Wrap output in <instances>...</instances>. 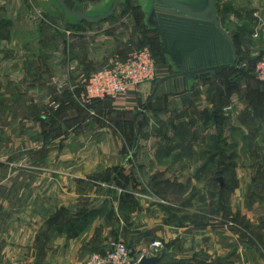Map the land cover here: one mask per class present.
<instances>
[{
    "label": "rangeland",
    "instance_id": "374dc122",
    "mask_svg": "<svg viewBox=\"0 0 264 264\" xmlns=\"http://www.w3.org/2000/svg\"><path fill=\"white\" fill-rule=\"evenodd\" d=\"M81 1L96 3L101 0ZM38 6L29 0H0V37H7L10 30L17 31L15 26L29 28L34 23L54 32L66 29L61 20L43 10L38 16ZM217 9L220 23L233 38L237 49L236 68L224 71L213 81H199L194 86L202 84V89L198 87L203 92L202 101L205 97H221L224 94L221 84L226 86V90L229 89L226 94L230 98L222 104L221 110L227 113L240 107L238 112L241 113L240 121L247 128L245 133L252 134L250 140L243 142L240 154L236 151L240 141V134H237L232 147L235 151H229L233 160L228 167L219 164L228 145H219L220 138L216 132L208 140L209 146L213 145L208 152L206 142L201 145L202 137L199 136L204 135V128L213 123L212 120H196L192 116L193 100L200 101L201 95L192 94L191 90L186 91L181 86L173 87L171 83L168 88L161 86L166 91L159 98L158 93L153 96L159 100L156 106L151 107L150 102L148 107L143 108L154 82L160 78L158 75L170 74L171 68L160 53L159 40L145 30L138 1H126L106 22L84 27L99 32L101 26L107 25L106 32L115 36L118 43L113 45L109 58L124 56L133 49L146 46L157 67L156 79L143 83H148V90L142 93L143 100L140 99L135 107L137 114L133 122L131 110L114 106L112 102L109 108L104 106L102 109L94 102L85 105L73 88L71 96L85 109L88 118L81 114L79 119L65 120L70 130L67 140L71 135L90 133L84 142H93L95 148L93 151L86 149L84 161L91 171L83 175L80 170L66 171L82 177L70 178L68 183H63V180L49 183L45 179H38L32 190L51 191L52 195L41 200L33 197L22 201L28 205L47 203L56 211L55 223L75 216L79 217L82 226L92 218L101 216L104 222L100 227L107 234L104 249L90 252L86 264L92 253L104 252L114 241L126 244L135 257L143 249L152 250L151 253L157 254L154 256L162 257L164 245L161 235L165 228L200 230L205 226L224 227L229 229L230 237L238 235L249 240L246 246L249 254L254 249L253 241L264 239V137L258 138L254 134L259 132V126L251 123V119L257 118L258 121L264 113V81L255 74V66L264 53V0H217ZM42 16H46L48 21L43 20ZM63 88L56 87V93L62 92ZM115 99L100 100L109 102ZM21 105L13 103L6 106L0 102V121L5 115V108L13 113L20 110ZM46 105L49 112L57 111L60 107L54 97H49ZM228 106L230 109L225 110ZM95 108H99L100 115H95ZM210 113L212 111H208ZM44 114L46 112L43 110ZM39 123L43 125L40 129L44 140L46 135H53L45 131L43 118L39 117ZM260 128H264V125L261 124ZM135 138L137 145L132 151ZM73 142L79 144L82 151L79 143L82 141ZM43 149L38 152L39 165L46 158ZM215 157L217 160L213 161ZM242 162L246 164L242 165ZM15 164L22 168L24 162L16 160ZM35 172L37 175L56 174L41 169ZM2 173L8 175L4 169H1ZM17 173L28 174L21 170ZM112 177L113 182L109 186ZM30 187V182H22L20 189L27 192ZM10 190H14V186ZM58 192L65 197L59 198ZM10 200L18 202L14 198ZM15 206L21 207L19 204ZM66 209L70 216L64 214L63 210ZM155 243L159 245L151 248Z\"/></svg>",
    "mask_w": 264,
    "mask_h": 264
},
{
    "label": "crops",
    "instance_id": "0c3cea01",
    "mask_svg": "<svg viewBox=\"0 0 264 264\" xmlns=\"http://www.w3.org/2000/svg\"><path fill=\"white\" fill-rule=\"evenodd\" d=\"M30 1L37 3L35 0ZM33 25L29 28L24 25L15 26L17 31L10 30L7 37H0V102L6 106L13 103L22 104L20 110L17 109L13 113L5 108V115L0 121V264H86L90 252L104 249L107 234L101 230L100 226L104 222L101 216L92 218L87 225H83V230L76 237H70L68 232L80 225L79 217L72 216L55 223L56 211L48 207L47 203L28 205L22 201L33 197L41 200L52 195L51 191L32 190L38 179H45L49 183L59 180L68 183L70 178L82 177L66 171L80 170L82 175L91 171L84 161L86 149L93 151L95 148L93 142H84L90 133L71 135L67 140L70 130L67 122H64L72 118L79 119L81 114L88 118L85 109L71 96V90L74 88L78 91L82 78L103 65L109 58L113 45L117 43V38L106 32V24L101 26L99 32L84 27H64L74 31L73 34H66L65 29L63 32H54L50 28L35 23ZM167 73L158 77L166 76ZM59 86L64 88L57 94L56 87ZM138 86L113 101L95 100L94 105L102 109L113 104L134 113L140 99L143 100L142 93L148 90V83ZM201 86L202 84L193 86L190 89L192 94H203ZM221 88L224 94L221 95L223 99L217 97L219 102H216V97H205L202 101L203 95L200 96V101L192 99V116L196 120L205 118L207 121H213L204 128V135L199 136L202 137L201 145L206 142L205 149L208 152V149L213 147L209 146L208 140L216 132L220 138L219 145H228L219 164L228 167L233 160L229 151H235L232 147L237 134H240L236 150L239 154L243 142L250 140L252 134L245 133L247 128L240 121L241 113L238 112L240 107L227 113L221 110L222 104L230 98L226 94L229 89L226 90L227 87L223 84ZM165 91L161 88L157 92L158 98ZM49 97H54L59 102L57 111L47 110ZM147 100L143 108L148 107L145 105ZM151 100L148 103L149 105L151 102V107L156 106L159 101L157 98ZM99 108H95V115H100ZM43 110L46 112L44 115ZM208 111L212 113L208 114ZM39 117L44 119L45 131L53 134L46 135L45 140L42 137L40 126L43 125L39 123ZM132 119L133 122V116ZM251 120V123L259 126V132L254 134L258 138L264 137V128H260L261 124L264 125V113L258 121L257 118ZM71 138L76 142L82 141L79 142L82 151L80 145L74 143ZM195 141L199 142L198 139ZM42 149L46 152V158L39 165L38 152ZM236 153L235 156L238 157ZM215 159L216 157L213 161ZM16 160L24 162L22 168L16 167ZM245 164L242 162V165ZM1 169L6 170L8 175H1ZM18 169L28 174L21 175L17 173ZM38 169L56 174L37 175L35 171ZM22 182H30L29 191L20 189ZM12 186L14 190L11 191ZM58 197L65 196L58 192ZM10 198L18 202H13ZM17 204L21 207L15 206ZM63 211L65 215L70 216L68 209ZM218 227L220 226H205L200 230L188 227L179 230L165 228L163 234H160L164 255L158 264H264V239L254 240V249L249 254L246 249L249 240L238 235L230 237L229 229Z\"/></svg>",
    "mask_w": 264,
    "mask_h": 264
},
{
    "label": "water",
    "instance_id": "95a60500",
    "mask_svg": "<svg viewBox=\"0 0 264 264\" xmlns=\"http://www.w3.org/2000/svg\"><path fill=\"white\" fill-rule=\"evenodd\" d=\"M35 1L51 17L68 27L79 28L106 22L119 5L129 0H101L96 3ZM136 1L140 3L145 29L159 40L160 53L171 68L170 74L154 82L146 106L163 85L168 88L172 83L173 87L190 90L199 81H213L224 71L236 68L237 49L233 38L220 23L217 0ZM133 114L135 118L137 112ZM136 145L135 138L132 151ZM161 259V256H142L139 264H158Z\"/></svg>",
    "mask_w": 264,
    "mask_h": 264
},
{
    "label": "built area",
    "instance_id": "2783aa9c",
    "mask_svg": "<svg viewBox=\"0 0 264 264\" xmlns=\"http://www.w3.org/2000/svg\"><path fill=\"white\" fill-rule=\"evenodd\" d=\"M41 12L42 10L38 7L37 15L40 16ZM41 18L48 21L46 16ZM65 31L66 34H73L74 32L68 29ZM156 68L153 56L146 46L133 49L132 52L124 56L110 58L99 69L82 78L78 88L79 99L83 104L90 105L95 100L122 97L131 88L155 80ZM255 74L264 81V53L255 66ZM229 109V106L225 107V110ZM158 245L155 243L150 247L154 248ZM151 252L152 250L143 249L135 257L126 244L114 241L109 244L104 252L92 253L87 264H139L142 256L157 255Z\"/></svg>",
    "mask_w": 264,
    "mask_h": 264
},
{
    "label": "trees",
    "instance_id": "16d2710c",
    "mask_svg": "<svg viewBox=\"0 0 264 264\" xmlns=\"http://www.w3.org/2000/svg\"><path fill=\"white\" fill-rule=\"evenodd\" d=\"M147 32L148 33H151L149 31H147ZM71 223H72V221H71ZM83 228H84L83 225L82 226L81 225H76V227L74 228V230L73 231H69L68 233H69L70 237H76L79 234V232H81L83 230Z\"/></svg>",
    "mask_w": 264,
    "mask_h": 264
}]
</instances>
